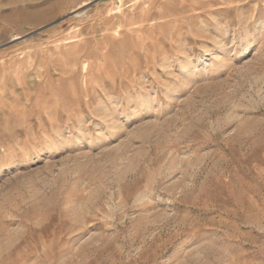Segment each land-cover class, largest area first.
Returning a JSON list of instances; mask_svg holds the SVG:
<instances>
[{
	"label": "rangeland",
	"instance_id": "1",
	"mask_svg": "<svg viewBox=\"0 0 264 264\" xmlns=\"http://www.w3.org/2000/svg\"><path fill=\"white\" fill-rule=\"evenodd\" d=\"M0 264H264V0H0Z\"/></svg>",
	"mask_w": 264,
	"mask_h": 264
}]
</instances>
